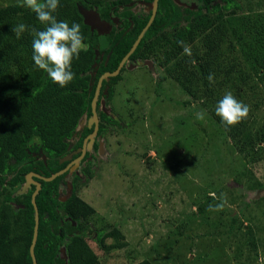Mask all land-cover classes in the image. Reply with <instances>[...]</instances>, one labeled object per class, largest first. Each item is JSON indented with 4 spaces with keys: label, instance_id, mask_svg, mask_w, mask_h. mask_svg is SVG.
<instances>
[{
    "label": "trees",
    "instance_id": "obj_1",
    "mask_svg": "<svg viewBox=\"0 0 264 264\" xmlns=\"http://www.w3.org/2000/svg\"><path fill=\"white\" fill-rule=\"evenodd\" d=\"M152 2L59 0L54 17L69 25L79 23L88 46L73 59L75 78L66 87L53 83L32 59V29L42 31L46 25L27 7L17 3L0 6V264H32L29 247L34 227L31 196L35 187L15 193L26 182V174L34 172L50 177L78 157L79 153L75 152L81 149L83 139L92 133L93 126L79 133L77 129L83 118H92L91 101L99 77L117 69L151 15V9L145 16H134L124 10L122 16L130 20L123 23L120 32L112 31L104 37L84 23L80 9H96L98 16L106 19L110 10L115 12L119 6L143 3L151 8ZM196 2L199 7L193 11L179 7L174 0H159L155 18L130 60L158 65L164 75L159 77L161 83L155 85L157 99L159 92L164 91L161 84L166 77L170 78L180 92L189 97V101L179 100L175 104L187 108L197 102L236 152L248 163L258 164L264 160V0H254L245 6L234 0ZM21 22L28 28L17 38L11 29ZM178 41L191 46V57L184 54ZM124 72L123 67L118 76L102 84L97 102L98 136L107 137L108 126L118 125L116 120L101 113L99 106L105 90L108 100H112L114 87L123 80ZM209 73L214 74L212 83L207 80ZM227 91L250 107L248 117L232 127L226 126L215 114L217 103ZM157 99L153 101L155 104ZM77 134L80 136L76 140ZM97 146L94 144L93 148ZM88 154L85 158L90 160L83 174L93 165V157ZM65 157L70 159L62 162ZM67 174L51 182L39 181L41 189L35 198L39 216L34 247L36 262L102 264L90 244H95L108 257L113 251L128 246L126 237L118 225L93 230L95 227L89 226L88 219L82 222V214L89 216L93 212L88 209L80 214L77 184L81 178L74 175L71 184L65 185ZM238 177L236 182L244 177L248 184L254 179L250 168L244 169ZM62 184L71 187V197L64 203L59 200L58 189ZM248 189L262 191L264 182L254 179V185ZM205 198L207 202L197 204V214L204 220L218 214L215 221L209 222L216 229V235L240 231L247 246L256 243L252 228L244 230L235 210L225 207L220 212L209 211V205L219 201L214 197ZM242 207L248 205L240 201L238 209ZM223 216L228 227L220 220ZM64 219L67 221L62 224ZM221 227L224 233L219 231ZM136 264L152 263L143 260Z\"/></svg>",
    "mask_w": 264,
    "mask_h": 264
},
{
    "label": "rangeland",
    "instance_id": "obj_2",
    "mask_svg": "<svg viewBox=\"0 0 264 264\" xmlns=\"http://www.w3.org/2000/svg\"><path fill=\"white\" fill-rule=\"evenodd\" d=\"M174 1L183 9L199 7L196 0ZM234 1L245 6L254 0ZM14 3L17 0H0V6ZM130 9L137 16L150 10L143 3H134ZM81 12L85 23L100 35L122 29L120 20L105 21L96 9ZM125 68L110 104L106 105L107 90L101 99V109H110L118 125L108 126L107 137L90 141L87 151L95 162L77 184L80 214L88 209L93 212L82 214V222L88 219L93 230L118 225L128 243L108 257L90 244L102 264L143 260L152 264H264V189H248L254 179L264 182V160L248 163L206 112L204 120H198L196 113L203 109L197 102L187 108L175 104L189 97L170 78L161 84L164 91L157 99L155 85L161 83L164 72L154 62H128ZM88 125L83 118L77 133ZM98 143L97 153L93 144ZM84 167L86 163L74 164L64 184H71L74 172L81 173ZM249 168L253 182L248 184L244 177L236 182L238 174ZM65 185L58 189L63 191L62 199ZM221 193L227 194L226 208L236 211L244 230L252 228L257 237L253 246L245 244L240 231L216 235L209 222L218 214L207 220L197 214L198 203L205 202L206 196L218 200ZM240 201L248 207L239 210Z\"/></svg>",
    "mask_w": 264,
    "mask_h": 264
},
{
    "label": "clouds",
    "instance_id": "obj_3",
    "mask_svg": "<svg viewBox=\"0 0 264 264\" xmlns=\"http://www.w3.org/2000/svg\"><path fill=\"white\" fill-rule=\"evenodd\" d=\"M17 4L20 7L29 8L36 14L41 24L46 25L42 31L32 29L34 36L32 59L35 66L47 73V76L53 83L58 84L60 87H66L75 78V73L72 71L73 59L78 58L80 52L86 50L88 47L84 43L81 25L76 22L69 25L67 21L58 22L56 20L53 13L59 6V0H17ZM27 28L28 26L21 22L15 28H12L11 31L19 38ZM177 43L183 48L184 54L189 57L192 56L190 45L185 44L184 41H178ZM207 80L210 83L214 82V74L209 73ZM249 112V105L236 99L231 91L225 92L215 107L216 116L228 127L242 122L248 117ZM196 118L204 120L205 111H198ZM33 179L37 182L40 181L35 178ZM218 200V203L209 205V211L220 212L226 206H229L226 193H221Z\"/></svg>",
    "mask_w": 264,
    "mask_h": 264
},
{
    "label": "water",
    "instance_id": "obj_4",
    "mask_svg": "<svg viewBox=\"0 0 264 264\" xmlns=\"http://www.w3.org/2000/svg\"><path fill=\"white\" fill-rule=\"evenodd\" d=\"M158 1L159 0H153L151 8H150L151 9V15H150V18H149L147 24L145 25L143 30L138 35L137 39L133 43V45H132L131 49L129 50V52L121 60V62L119 64V66L117 67V69L114 72H112V73H110V72L104 73L98 79V82H97V85H96V88H95V92H94V96H93L92 101H91L92 118L89 119V126L93 125V131H92L91 134H89L84 139L83 145H82V150H81V155L77 159L73 160L67 167H65L64 169L56 172L55 174L51 175L50 177H43V176H40V175L35 174V173H28L25 176L26 182L22 186V189H21V191L18 192V194L24 193L27 188H30V186H34L35 187V189H34V191L32 193V196H31V203H32V206H33V209H34V227H33V235H32V239H31V244H30V247H29V254H30V258H31L32 264H37L36 258H35V254H34V247H35L36 238H37V235H38L39 216H38V209H37V205H36V202H35V198H36V196L38 195V193H39V191L41 189L40 183L35 181L33 178L38 179L40 181H44V182H51L54 179H56L57 177L62 176L64 173H66L69 170L71 165L77 164L83 158V156L85 155V152L87 150V147L89 146L90 141L97 135V132H98L99 120H98V116H97V112H96V107H97V101H98V96H99L100 89H101V86H102V82L104 80H108L109 78L116 77L119 74V72L122 69V67L124 66L125 62L129 59L131 54L135 51V49L139 45L141 39L143 38L145 32L148 30V28L150 27V25L152 24V22H153V20L155 18L156 11H157V6H158ZM81 10H83V9H80V12H81ZM82 15H83V17L85 16L84 13H82ZM84 23H85V17H84ZM85 24H87V23H85ZM87 25H89V24H87ZM90 28H91V26H90ZM69 158L70 157L64 158L62 160V162L68 160Z\"/></svg>",
    "mask_w": 264,
    "mask_h": 264
},
{
    "label": "flooded vegetation",
    "instance_id": "obj_5",
    "mask_svg": "<svg viewBox=\"0 0 264 264\" xmlns=\"http://www.w3.org/2000/svg\"><path fill=\"white\" fill-rule=\"evenodd\" d=\"M134 3H129V4H127L126 5V7H121V6H119L118 8H117V11H115L114 12V10L113 9H111L110 10V12H109V15H108V18H106V19H104V18H101L100 16V18L101 19H103V20H105V21H110V20H112V21H116V20H120V22H121V25H123V23L126 21V20H130V18L129 17H123L122 16V13H123V11L124 10H128L129 12H131L134 16H137L136 14H134L133 12H132V9H130L131 8V6L133 5ZM149 9H150V7H149ZM98 13V12H97ZM143 16H145V15H143ZM123 27V26H122ZM99 36H104V37H106V36H109V34L112 32V31H114L115 33H118V32H120L121 30H116V29H111L110 30V32L108 33V34H105V35H100L99 34V32L97 31V30H94ZM133 54V53H132ZM131 54V55H132ZM125 57V56H124ZM123 57V58H124ZM122 58V59H123ZM121 62V61H120ZM128 62H130V63H141V61H139V60H136V61H131L130 60V57H129V59L125 62V64H124V68H125V66H126V64L128 63ZM120 64V63H119ZM144 64H145V62H144ZM122 67V68H123ZM125 70H126V68H125ZM121 71V70H120ZM106 73V72H105ZM110 73H112V72H110ZM120 73V72H119ZM104 74V73H103ZM102 74V75H103ZM101 75V76H102ZM119 75V74H118ZM117 75V76H118ZM100 76V77H101ZM122 76H123V74H122ZM99 77V78H100ZM114 78V77H113ZM104 81H107V80H104ZM103 81V82H104ZM122 81V80H121ZM120 81V82H121ZM98 82V81H97ZM103 82H102V84H103ZM97 85V84H96ZM102 87V86H101ZM107 89V88H106ZM114 90H115V87H114ZM100 93H101V89H100ZM100 93H99V96H100ZM104 93V92H103ZM99 96H98V99H99ZM104 95H102V97H103ZM102 99V98H101ZM101 99H100V106H99V111L101 112V113H105L107 116H110L113 120H116L115 119V115L113 116L112 115V113H111V110L110 109H108V108H104L103 107V109H101V105H102V103H101ZM106 99H107V102H106V105H109L110 104V102L112 101H109L108 100V98H107V96H106ZM113 99V98H112ZM98 102V101H97ZM96 112H97V107H96ZM97 116H98V113H97ZM89 119H87V121H88ZM98 120H99V117H98ZM82 122V121H81ZM81 122H80V124H81ZM93 126V125H92ZM86 127H91V126H86ZM98 130H99V123H98ZM98 133V132H97ZM80 135L79 134H77V136H75L76 137V140L78 139V137H79ZM88 136V135H87ZM86 136V137H87ZM85 137V138H86ZM95 137H99L98 135H96ZM84 138V139H85ZM84 139H83V141H84ZM100 143V142H99ZM98 143V148L97 149H95V150H97V153H98V150L100 149V144ZM82 145H83V142H82ZM94 145V144H93ZM81 150H82V146H81V149H79V150H77L75 153H79V155H78V157L81 155ZM72 153V152H71ZM71 153H69V154H71ZM88 153V151L86 150V152H85V155L83 156V158L78 162V163H86V167L88 166L87 165V160L89 159V157L88 158H85V156H86V154ZM89 156H90V153L88 154ZM78 157H76L75 159H77ZM93 158V164H94V162H95V157L94 156H92ZM74 160V159H73ZM73 160H71V162L73 161ZM90 160V159H89ZM74 165V164H73ZM73 165H71V167L69 168V170L67 171L68 173H69V171H70V169L73 167ZM86 167H84L83 169H82V171H84L85 170V168ZM81 171V173L79 172V173H75L74 172V175H77L79 178H81L78 182H81V181H83L84 179H82V178H85V177H83L82 176V174H83V172ZM85 174V173H84ZM63 190H64V192H65V197H64V199H62L61 198V194H62V190H60L59 191V200L61 201V202H66L70 197H71V192H70V190H71V187H64L63 188ZM66 221H67V219H64L63 220V223L62 224H65L66 223Z\"/></svg>",
    "mask_w": 264,
    "mask_h": 264
}]
</instances>
